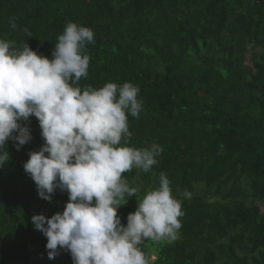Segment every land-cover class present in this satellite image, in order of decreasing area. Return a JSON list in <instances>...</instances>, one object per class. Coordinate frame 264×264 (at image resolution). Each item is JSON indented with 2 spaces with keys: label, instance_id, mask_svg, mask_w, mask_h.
<instances>
[{
  "label": "trees",
  "instance_id": "1",
  "mask_svg": "<svg viewBox=\"0 0 264 264\" xmlns=\"http://www.w3.org/2000/svg\"><path fill=\"white\" fill-rule=\"evenodd\" d=\"M69 22L95 34L79 86L138 85L128 146L163 148L149 172L124 174L129 185L142 199L165 173L182 201L179 238L146 241L149 264H264V0H0V39L50 59ZM26 123L32 139L9 141L0 168V264H73L63 250L49 259L33 225L69 196L39 197L23 165L44 140L36 117ZM137 206L133 195L119 208L125 226Z\"/></svg>",
  "mask_w": 264,
  "mask_h": 264
},
{
  "label": "clouds",
  "instance_id": "2",
  "mask_svg": "<svg viewBox=\"0 0 264 264\" xmlns=\"http://www.w3.org/2000/svg\"><path fill=\"white\" fill-rule=\"evenodd\" d=\"M57 41L50 59L28 42L17 48L0 39V168L10 161L9 141L19 151L32 139L26 122L36 117L44 144L29 152L24 170L40 198L51 201L57 190L69 196L63 212L32 217L47 238L48 258L63 250L73 264H149L145 242L177 240L184 212L165 173L142 199L124 175L149 172L163 153L157 143L128 146V117L144 108L140 88L132 82L81 88L94 31L69 22ZM133 195L138 206L125 226L118 210Z\"/></svg>",
  "mask_w": 264,
  "mask_h": 264
},
{
  "label": "rangeland",
  "instance_id": "3",
  "mask_svg": "<svg viewBox=\"0 0 264 264\" xmlns=\"http://www.w3.org/2000/svg\"><path fill=\"white\" fill-rule=\"evenodd\" d=\"M154 260H155V257H152L151 260H150V262L152 263Z\"/></svg>",
  "mask_w": 264,
  "mask_h": 264
}]
</instances>
